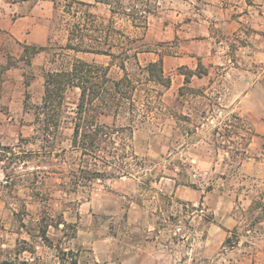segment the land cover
Returning a JSON list of instances; mask_svg holds the SVG:
<instances>
[{
  "label": "rangeland",
  "instance_id": "rangeland-1",
  "mask_svg": "<svg viewBox=\"0 0 264 264\" xmlns=\"http://www.w3.org/2000/svg\"><path fill=\"white\" fill-rule=\"evenodd\" d=\"M92 10L110 15L104 4ZM0 18L14 25L0 28V63L10 66L0 96V264H264V0H158L146 31L120 20L150 49L140 64L162 56L171 84L141 77L136 171L78 186L63 184L61 158L28 155L39 148L32 107L46 71L74 56L110 57L63 49L67 31L52 0H0ZM24 43L49 48L27 57ZM197 68L204 73L187 81ZM79 93H66L62 138L45 142L54 151L70 145ZM44 211L66 223L48 227L52 246L33 224ZM23 240L31 251L18 254Z\"/></svg>",
  "mask_w": 264,
  "mask_h": 264
},
{
  "label": "trees",
  "instance_id": "trees-1",
  "mask_svg": "<svg viewBox=\"0 0 264 264\" xmlns=\"http://www.w3.org/2000/svg\"><path fill=\"white\" fill-rule=\"evenodd\" d=\"M52 2L54 16H58L61 26L67 31V42L63 49L76 53L106 55L110 60L105 64L74 56L68 67L44 73L42 101L32 107L37 124L32 143L38 144L39 148L28 150V155L43 162L53 157L61 158L65 163L57 172L64 178V185H83L88 178L93 181L100 177L130 176L136 171L132 159L138 158L131 150V142L137 117L141 113L135 99L136 91L145 86L143 81H140L141 77L164 87L170 86L171 78L164 71L162 56L145 66L140 64L138 55L150 51L148 45L144 42L137 43L138 38L127 34L118 22L122 20L136 30L146 31L149 17L157 9L158 0H94L95 3L85 0H52ZM95 4L106 5L110 15L106 17L94 12L92 7ZM48 48L49 45L23 44V52L27 57ZM114 66L122 73L113 75ZM9 68V62L0 63V96L4 73ZM203 73L197 68L184 74L189 81L190 76H201ZM71 88H79L80 93L74 111L70 145L54 151L55 149L47 147L45 142L52 140V146H55L57 139L62 138L60 128L63 115L67 111L66 93ZM28 99L29 93L26 92L25 106ZM100 115L112 116V123L101 122ZM67 158L70 160L69 163ZM30 178L25 177L23 180L27 181ZM24 206L22 212L28 214L26 205ZM22 215L19 216L21 219ZM53 222L54 218L44 211L38 221L33 223L39 228L38 235L49 246L54 243L47 235L48 227L53 224L56 226L66 224L65 221ZM23 242L25 245L18 247V254L31 251L27 245L29 241ZM62 252L65 254L66 251ZM60 259L64 262L65 257L61 255ZM20 264L29 263L20 261ZM74 264H78L77 259H74Z\"/></svg>",
  "mask_w": 264,
  "mask_h": 264
},
{
  "label": "crops",
  "instance_id": "crops-1",
  "mask_svg": "<svg viewBox=\"0 0 264 264\" xmlns=\"http://www.w3.org/2000/svg\"><path fill=\"white\" fill-rule=\"evenodd\" d=\"M29 16V15H28ZM28 16H24L22 18H27ZM21 18V17H20ZM19 20V19H18ZM0 28L2 29H7V30H14V25L10 23L9 25L7 24V21L5 19L0 18Z\"/></svg>",
  "mask_w": 264,
  "mask_h": 264
}]
</instances>
